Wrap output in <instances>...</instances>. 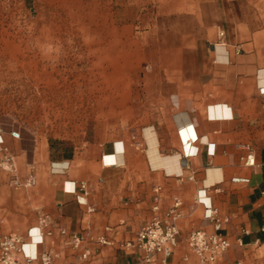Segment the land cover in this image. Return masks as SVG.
<instances>
[{
  "label": "crops",
  "instance_id": "crops-1",
  "mask_svg": "<svg viewBox=\"0 0 264 264\" xmlns=\"http://www.w3.org/2000/svg\"><path fill=\"white\" fill-rule=\"evenodd\" d=\"M110 3L104 20L100 0L76 4L88 35L79 42L98 49L104 81L91 132L64 140L0 113V147L17 177L37 178L15 186L0 165V237L27 238L48 215L53 233L39 251L55 264H147L118 243L136 236L154 205L167 210L178 196L180 242L168 264H200L187 237L214 230L209 201L229 219L230 247L215 264H264V0ZM250 152L253 166L244 161ZM104 235L113 244L101 243Z\"/></svg>",
  "mask_w": 264,
  "mask_h": 264
},
{
  "label": "rangeland",
  "instance_id": "rangeland-1",
  "mask_svg": "<svg viewBox=\"0 0 264 264\" xmlns=\"http://www.w3.org/2000/svg\"><path fill=\"white\" fill-rule=\"evenodd\" d=\"M77 1L0 0V113L69 141L91 132L104 85L98 49L81 44ZM110 4L100 0L102 20Z\"/></svg>",
  "mask_w": 264,
  "mask_h": 264
},
{
  "label": "built area",
  "instance_id": "built-area-1",
  "mask_svg": "<svg viewBox=\"0 0 264 264\" xmlns=\"http://www.w3.org/2000/svg\"><path fill=\"white\" fill-rule=\"evenodd\" d=\"M219 36L222 40L225 32L221 31ZM13 133L16 134V131ZM1 150H5L6 154L5 159L0 161V165L13 172L11 183L15 186L35 185L36 174L32 172L24 183L21 182L16 175L13 156L7 153V148L0 147ZM244 161L246 165H255L254 153L250 152ZM80 189L87 193L85 183L80 185ZM160 189L161 187H158V190ZM156 199L158 200V197ZM204 205L205 218L212 222L214 230H193L188 234L187 242L198 256L200 264H215L217 259L230 247L228 237L222 232L229 219L222 216L210 201ZM182 207L183 202L178 196L173 198L172 205L167 210L162 211L157 203L153 207L152 217L140 228L136 236L120 241L118 248L147 264H153L158 257H160L161 264H168L169 258L174 254L180 242L179 222L183 215ZM52 233L48 215H42L39 218V225L29 230L27 238L14 233L2 235L0 237V264H35L37 261L40 264H55L51 253L39 251V246L44 242V235ZM61 233L67 234V230L61 229ZM99 241L103 244H113L106 235L101 236ZM68 243L74 248H79L83 244V238L78 234H70ZM82 257L89 259L91 251L86 249Z\"/></svg>",
  "mask_w": 264,
  "mask_h": 264
}]
</instances>
